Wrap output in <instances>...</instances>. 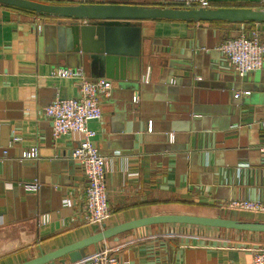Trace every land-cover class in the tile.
<instances>
[{
  "label": "crops",
  "instance_id": "0c3cea01",
  "mask_svg": "<svg viewBox=\"0 0 264 264\" xmlns=\"http://www.w3.org/2000/svg\"><path fill=\"white\" fill-rule=\"evenodd\" d=\"M208 1L209 8H262L261 0ZM67 22L0 4V264H21L100 231L85 220L87 180L70 156L78 136L56 137L45 114L55 100L80 96V81L60 76V69L82 68L99 78L90 67L61 60ZM142 26L141 85L127 90L113 80L102 118L88 123L107 158L106 227L164 213L264 221V211L224 207L233 199L264 200V67L241 77L219 49L241 23L144 20ZM35 147L39 157L21 161ZM241 162L251 167L230 170ZM34 181L39 189L28 190ZM43 214L50 217L44 224ZM165 228L126 232L90 246L84 259L119 248L118 264H253L255 249L264 246V233L202 227L197 235H163Z\"/></svg>",
  "mask_w": 264,
  "mask_h": 264
},
{
  "label": "water",
  "instance_id": "95a60500",
  "mask_svg": "<svg viewBox=\"0 0 264 264\" xmlns=\"http://www.w3.org/2000/svg\"><path fill=\"white\" fill-rule=\"evenodd\" d=\"M0 4L37 14L66 19L59 40L61 60L90 67L92 76L118 81L129 90L141 85L143 74L144 20H183L192 22L228 21L264 23V9L245 7L196 8L179 6H144L129 0L105 2L46 3L39 0H0ZM169 67V62L165 65ZM173 68V67H170ZM163 71V70H162ZM150 129V122H149ZM175 130V129H173ZM189 130V129H188ZM226 213V212H225ZM167 224H188L244 232L264 233V221L243 220L226 215L164 213L120 223L95 232L82 240L21 264H67L87 256L90 246L136 229Z\"/></svg>",
  "mask_w": 264,
  "mask_h": 264
},
{
  "label": "built area",
  "instance_id": "2783aa9c",
  "mask_svg": "<svg viewBox=\"0 0 264 264\" xmlns=\"http://www.w3.org/2000/svg\"><path fill=\"white\" fill-rule=\"evenodd\" d=\"M42 1V0H40ZM170 5L179 7L209 8L208 0H171ZM264 9V0H261ZM223 58L241 77H247L264 67V30L260 23L253 25L241 23L240 33L230 37L219 46ZM62 77L74 78L80 81V96L76 98H59L45 108L46 116L51 120L53 134L73 133L78 136L79 143L70 151V156L82 168L87 180L85 189V220L104 229L107 218L111 215L107 184V158L100 152L93 141L96 131L89 128L91 120H100L103 116L101 101L110 95L113 80L107 77L89 78L82 68H62L58 71ZM250 91H238L236 96L249 95ZM138 96L135 97V100ZM15 137L14 140H18ZM39 157L38 149L31 148L21 153V161L33 160ZM262 173L264 175V160ZM251 167L249 162H241L230 168L241 174L243 169ZM28 190L36 191L40 184L37 181L26 183ZM65 205L71 200L65 199ZM237 210L264 211V200L261 198L233 199L224 207ZM50 217L43 214L41 223H47ZM163 235L169 234H201L202 226L188 224H167ZM142 232V231H141ZM148 234V232H146ZM145 233V234H146ZM119 248L108 250L105 248L87 259L67 264H118L116 252ZM253 264H264V246L254 252Z\"/></svg>",
  "mask_w": 264,
  "mask_h": 264
},
{
  "label": "trees",
  "instance_id": "16d2710c",
  "mask_svg": "<svg viewBox=\"0 0 264 264\" xmlns=\"http://www.w3.org/2000/svg\"><path fill=\"white\" fill-rule=\"evenodd\" d=\"M40 1V0H39ZM44 2H46V1H44ZM141 5H144V6H154V5H147V4H141ZM170 6H173V5H170ZM211 23H218V24H224V25H226V24H230V22H228V21H213V22H211ZM245 24H249V25H253V24H255L254 22H245ZM225 30H229V27H225L224 28ZM228 38H230V37H227L226 36V38L225 39H228ZM70 263V262H69Z\"/></svg>",
  "mask_w": 264,
  "mask_h": 264
},
{
  "label": "rangeland",
  "instance_id": "374dc122",
  "mask_svg": "<svg viewBox=\"0 0 264 264\" xmlns=\"http://www.w3.org/2000/svg\"><path fill=\"white\" fill-rule=\"evenodd\" d=\"M238 35H239V32L234 31L232 37H236V36H238ZM77 64H79V63H77ZM87 67H88V66H87ZM84 72H85V75L87 76V72H86L85 70H84Z\"/></svg>",
  "mask_w": 264,
  "mask_h": 264
}]
</instances>
